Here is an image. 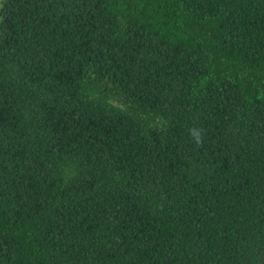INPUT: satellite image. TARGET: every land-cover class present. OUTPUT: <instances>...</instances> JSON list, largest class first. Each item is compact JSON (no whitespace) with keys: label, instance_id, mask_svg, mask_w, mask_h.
Here are the masks:
<instances>
[{"label":"trees","instance_id":"16d2710c","mask_svg":"<svg viewBox=\"0 0 264 264\" xmlns=\"http://www.w3.org/2000/svg\"><path fill=\"white\" fill-rule=\"evenodd\" d=\"M0 264H264V0H1Z\"/></svg>","mask_w":264,"mask_h":264},{"label":"clouds","instance_id":"9594fccd","mask_svg":"<svg viewBox=\"0 0 264 264\" xmlns=\"http://www.w3.org/2000/svg\"><path fill=\"white\" fill-rule=\"evenodd\" d=\"M190 135L194 139V142L196 144H202L203 138H202V130L201 129L193 128L190 131Z\"/></svg>","mask_w":264,"mask_h":264},{"label":"rangeland","instance_id":"374dc122","mask_svg":"<svg viewBox=\"0 0 264 264\" xmlns=\"http://www.w3.org/2000/svg\"><path fill=\"white\" fill-rule=\"evenodd\" d=\"M0 4H1V0H0Z\"/></svg>","mask_w":264,"mask_h":264}]
</instances>
